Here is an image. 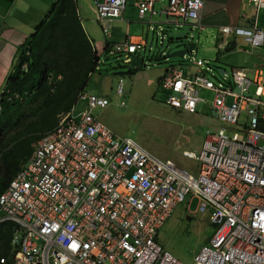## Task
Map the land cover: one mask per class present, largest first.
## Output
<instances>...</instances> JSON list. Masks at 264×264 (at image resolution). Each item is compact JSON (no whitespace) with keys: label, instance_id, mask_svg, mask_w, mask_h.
Returning <instances> with one entry per match:
<instances>
[{"label":"built area","instance_id":"obj_1","mask_svg":"<svg viewBox=\"0 0 264 264\" xmlns=\"http://www.w3.org/2000/svg\"><path fill=\"white\" fill-rule=\"evenodd\" d=\"M129 1L94 0L105 36ZM205 1L131 2L139 19L161 2L170 25L195 22L202 28ZM245 1L255 16L264 9V0ZM219 34L243 36L250 49L264 46L257 21L220 27ZM145 47L144 39L128 38L112 52L134 54ZM193 53L186 59L195 71L186 75L188 64L172 66L159 87L165 105L189 115L205 104L203 91L213 95L207 109L217 127L207 132L198 153H185L198 163L197 174L116 136L93 115L108 99L83 92L77 100L81 111L74 107L33 145L26 165L0 195V223L19 228L12 240L13 264H183L162 248L157 235L188 196L198 200V212L209 207L215 228L194 264H264V71L250 78L246 70L233 69L214 82L209 74L216 68Z\"/></svg>","mask_w":264,"mask_h":264},{"label":"rangeland","instance_id":"obj_2","mask_svg":"<svg viewBox=\"0 0 264 264\" xmlns=\"http://www.w3.org/2000/svg\"><path fill=\"white\" fill-rule=\"evenodd\" d=\"M132 5L131 3L128 4L127 11L129 13L134 11ZM161 8L162 3H156L155 12L157 15L153 17L155 31L149 33L153 45L151 51L147 49L146 57L151 59L152 51L159 48L161 35L166 36L164 41L167 42L170 33H182L189 30V34L193 37L196 45L193 54L195 59L203 60L215 68L225 69L227 73H230L235 63H230L234 59L232 60V55L226 53L224 49L229 42H235L236 49L241 54L240 57L237 55L235 59L249 63L245 67L248 76L253 78L255 70L258 69L264 71V59L251 62L252 57L254 58V55L257 56L258 54L246 45L243 36L236 34L231 37L219 36L217 38L218 27L205 26L202 29L197 27L195 22H191L189 26H167L166 17L159 15ZM250 9L245 8L244 11L250 14L253 12V8ZM257 24L264 28V9L258 12ZM151 25L150 27L153 28ZM92 27L95 33V38L92 40L103 43L106 39L101 28L95 22ZM177 50H179L177 45L168 49L171 53ZM107 58L115 66L122 65L127 61L124 54H112ZM107 58L102 56L99 59L96 72L90 77L85 89V92L89 94L99 93L109 100V105L105 109H96L93 115L116 136L135 141L144 149L173 164L178 169L191 171L190 167L184 166L189 161L184 152L198 153L207 132L214 128L213 115L207 109V106L211 104L213 95L203 91L201 98L205 104H198L197 114L189 115L165 105L166 96L157 87L159 79L157 76L162 69L165 71V69L179 63L189 65L191 58H171L167 61L146 63L144 65L145 70H141L134 78V75H108L104 71V60ZM225 58H230L232 61H227ZM209 78L216 82V79L219 78L218 70H214L213 76L210 73ZM120 86L122 87V94L118 95ZM252 92L253 88L250 93L252 94ZM122 103H124L123 106ZM73 109L74 107L71 111ZM80 111L81 107L77 106L76 112ZM63 117L59 119V122ZM198 205L196 198L190 201V197H187L158 232L157 242L183 264H194V258L202 247L207 245L215 232V228L209 222V207H206L204 213H200L198 212Z\"/></svg>","mask_w":264,"mask_h":264},{"label":"trees","instance_id":"obj_3","mask_svg":"<svg viewBox=\"0 0 264 264\" xmlns=\"http://www.w3.org/2000/svg\"><path fill=\"white\" fill-rule=\"evenodd\" d=\"M233 49L235 45L228 44L224 51ZM109 52L106 46L104 56ZM98 64L99 56L82 27L76 0H54L29 40L20 46L0 95V195L26 165L33 145L76 108L78 96ZM112 67L104 71L121 76L137 72L120 73L113 63ZM17 233L15 223H0V259L6 264H13L12 240Z\"/></svg>","mask_w":264,"mask_h":264},{"label":"crops","instance_id":"obj_4","mask_svg":"<svg viewBox=\"0 0 264 264\" xmlns=\"http://www.w3.org/2000/svg\"><path fill=\"white\" fill-rule=\"evenodd\" d=\"M53 2L54 0H0V95L3 91L6 77L11 70V67L18 54V50L20 46H22L29 40L30 35L33 33L37 25L46 17V14L50 10ZM130 3L132 4L131 1L127 3L125 10L123 12L122 19L120 20L116 19L111 21L109 35L105 36L106 40L103 43H99L92 40L93 38H95V33L92 25L95 22L100 27V24L96 21L95 18L94 0H76L77 12L81 20L82 27L87 37L93 42V46L99 56V59L105 55L104 48L106 46H109L110 52L108 55L110 57L113 54L112 46L114 44L123 43L128 38H132L134 40L144 39L146 42V47L143 50L137 52L136 55H139L140 57L146 56L145 54L147 49L151 47L152 50L153 43H151L149 33L151 31L152 32L155 31V27H154L155 23L153 22V17L157 15V13L155 12L156 3L153 6V14L146 13L142 19H139L138 12L133 5L132 7L134 11L132 13L131 12L129 13L127 11L128 4ZM245 8L252 9L253 7L252 5L248 4L245 0H206L202 12L200 25L202 29H204L205 26L206 27L216 26L218 27V29L223 26H237L242 28L249 27L257 21V16H255L254 8H253V12H251L250 14L244 11ZM159 15H164V14L160 12ZM136 18H138V21H136ZM150 25L153 28H151ZM166 25L167 26L170 25L167 21V18H166ZM171 26H175V25H171ZM218 37L219 34L217 33V38ZM229 44L235 45V49L226 52L232 55L233 57L232 60L234 59V61L230 60V58H225L227 61H232L230 63L233 64L235 63L231 70L233 69L246 70L245 67L249 63H246L245 61L241 62L242 60L240 59H238L239 61L236 60L235 59L236 56L238 55L240 57L241 55L240 51H237L235 42H229ZM154 50L152 51V56ZM252 51L257 52L258 55L257 56L254 55V58L252 57L251 62L261 61L264 59V52H263L264 46L261 47L260 49L252 50ZM124 55L128 56V54H124ZM222 58L224 59V57ZM105 61H107V63L110 62L109 58L105 59L104 63ZM178 65L184 66L183 63ZM170 68L165 69V71H163L162 69V71H160L159 75L157 76L159 77L158 86H157L159 90H160L159 81L160 79L163 78V76L167 74ZM183 69L186 75H189L195 71V67L192 64H189V66L186 67V69L185 68ZM119 70L120 73L126 72V71H122L124 69H119ZM136 70L137 72H135L133 78L139 72H141V70L144 71L145 67L144 66L139 67ZM221 70H225V69H221ZM115 75L116 74H113L112 76ZM254 75L255 73L253 74V77ZM95 95L102 96L99 93ZM97 110H103V109H97ZM216 127H217V123L214 122V128ZM184 153H191V152H184ZM184 166L190 167L191 171L188 172L192 173L193 175L197 174L198 163L196 161L189 160L188 163L185 164ZM191 199L193 198L190 197V201Z\"/></svg>","mask_w":264,"mask_h":264},{"label":"water","instance_id":"obj_5","mask_svg":"<svg viewBox=\"0 0 264 264\" xmlns=\"http://www.w3.org/2000/svg\"><path fill=\"white\" fill-rule=\"evenodd\" d=\"M189 32L190 31L187 30L182 33H170L168 41L161 42L159 48L154 50L151 59L146 56L138 57L136 55H129L126 57L127 62L122 64L123 66L120 64L117 65V68L127 67V71H133L139 67H143L146 63H151L153 61L161 62L163 60L167 61L171 58H184V56L189 55L196 48L195 43L192 42L193 37L189 34ZM174 45H177L179 50L171 53L168 49ZM149 49L151 51V47ZM154 56H157V58H154ZM105 64L108 69H111L112 63H107V61H105Z\"/></svg>","mask_w":264,"mask_h":264},{"label":"clouds","instance_id":"obj_6","mask_svg":"<svg viewBox=\"0 0 264 264\" xmlns=\"http://www.w3.org/2000/svg\"><path fill=\"white\" fill-rule=\"evenodd\" d=\"M100 28H101V27H100ZM101 31H102V30H101ZM218 31H219V29H218ZM102 33H103V32H102ZM218 34H219V32H218ZM219 35H220V34H219ZM104 36H105V35H104ZM161 36L163 37V40H161V38H162ZM161 36H160V41L162 42V41L165 40V37H166V36H165V35H161ZM218 38H219V37H218ZM192 52H195V51H192ZM192 52H191V53H192ZM191 53H190V54H191ZM190 54H189V55H190ZM193 54H194V53H193ZM113 55H115V54H113ZM189 55L184 56V58H186V57L189 56ZM184 65H186V64H184ZM214 68H215V67H214ZM216 70H218L219 73H227L225 70H221V69H218V68H216ZM84 92H85V91H84ZM82 93H83V92H82ZM86 93H87V92H86ZM78 106H80V105H78ZM106 127H107V126H106Z\"/></svg>","mask_w":264,"mask_h":264},{"label":"bare ground","instance_id":"obj_7","mask_svg":"<svg viewBox=\"0 0 264 264\" xmlns=\"http://www.w3.org/2000/svg\"><path fill=\"white\" fill-rule=\"evenodd\" d=\"M95 13V12H94ZM95 18H96V15H95ZM96 21H97V18H96ZM98 22V21H97ZM99 23V22H98ZM100 24V23H99ZM101 25V24H100ZM168 37V36H167ZM129 55H136V53H134V54H128V56ZM136 56H138V57H140L139 55H136ZM127 57V56H126ZM127 69V67H125V69L124 70H122V71H126V72H129V71H127L126 70Z\"/></svg>","mask_w":264,"mask_h":264},{"label":"flooded vegetation","instance_id":"obj_8","mask_svg":"<svg viewBox=\"0 0 264 264\" xmlns=\"http://www.w3.org/2000/svg\"><path fill=\"white\" fill-rule=\"evenodd\" d=\"M192 42L195 43L194 39L192 40ZM126 62H127V61H126ZM126 62H125V63H126ZM109 63H112V62H109ZM125 63H124V64H125ZM122 66H123V65H122ZM126 66H127V65H126ZM104 67H105L104 69H107V65H104ZM111 68H113V67H111ZM129 71H130V70H129Z\"/></svg>","mask_w":264,"mask_h":264}]
</instances>
